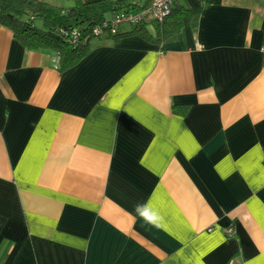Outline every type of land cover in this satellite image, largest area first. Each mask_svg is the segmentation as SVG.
Here are the masks:
<instances>
[{
  "label": "crops",
  "instance_id": "0c3cea01",
  "mask_svg": "<svg viewBox=\"0 0 264 264\" xmlns=\"http://www.w3.org/2000/svg\"><path fill=\"white\" fill-rule=\"evenodd\" d=\"M171 10L65 70L0 25V264H264V0Z\"/></svg>",
  "mask_w": 264,
  "mask_h": 264
},
{
  "label": "trees",
  "instance_id": "16d2710c",
  "mask_svg": "<svg viewBox=\"0 0 264 264\" xmlns=\"http://www.w3.org/2000/svg\"><path fill=\"white\" fill-rule=\"evenodd\" d=\"M132 1L72 0L71 6L58 7L52 6L46 0H0V25L8 28L24 48L55 53L58 57L59 70H65L77 64L90 52V42L97 38L92 35L93 26L108 20L117 12L138 11L142 8L137 7ZM180 15L176 12L169 22L153 24L151 31L141 27L122 35L138 33L153 43L167 41L182 26ZM59 29L64 31L77 29L80 38L76 45L69 46L64 38L58 35ZM119 34L112 36L116 37Z\"/></svg>",
  "mask_w": 264,
  "mask_h": 264
},
{
  "label": "built area",
  "instance_id": "2783aa9c",
  "mask_svg": "<svg viewBox=\"0 0 264 264\" xmlns=\"http://www.w3.org/2000/svg\"><path fill=\"white\" fill-rule=\"evenodd\" d=\"M175 0H148L147 4L138 11H121L113 14L108 20H103L92 27V35L100 37L105 34L115 35L119 33V27L122 24L130 26H140L149 23H162L171 13V8ZM58 35H61L69 46H75L80 38L77 29L64 31L59 29ZM53 61L58 66V57L55 54ZM227 235H232L233 228L227 227Z\"/></svg>",
  "mask_w": 264,
  "mask_h": 264
},
{
  "label": "rangeland",
  "instance_id": "374dc122",
  "mask_svg": "<svg viewBox=\"0 0 264 264\" xmlns=\"http://www.w3.org/2000/svg\"><path fill=\"white\" fill-rule=\"evenodd\" d=\"M52 2L57 6L69 7L72 5V0H52Z\"/></svg>",
  "mask_w": 264,
  "mask_h": 264
}]
</instances>
